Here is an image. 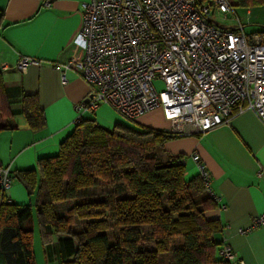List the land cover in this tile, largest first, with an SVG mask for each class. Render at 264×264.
Listing matches in <instances>:
<instances>
[{"label": "trees", "instance_id": "1", "mask_svg": "<svg viewBox=\"0 0 264 264\" xmlns=\"http://www.w3.org/2000/svg\"><path fill=\"white\" fill-rule=\"evenodd\" d=\"M21 114L31 131L45 126L36 96L23 97ZM176 138L137 122L104 129L81 120L56 156L13 176L35 200L42 246L56 239L60 264H229L214 240L220 223L205 217L214 200L200 177L185 180L182 157L164 153ZM101 185L108 189L95 194ZM61 202H71L65 215ZM31 217V205L0 197V264H35L33 232L24 227Z\"/></svg>", "mask_w": 264, "mask_h": 264}, {"label": "built area", "instance_id": "2", "mask_svg": "<svg viewBox=\"0 0 264 264\" xmlns=\"http://www.w3.org/2000/svg\"><path fill=\"white\" fill-rule=\"evenodd\" d=\"M81 8L77 41L84 57L55 66L62 86L76 69L90 87L75 106L74 127L83 112L93 113L99 105L126 122L159 110L170 125L164 131L177 138L204 135L243 110L264 124V35L248 34L228 0H88ZM229 15L234 30L217 23ZM32 63L21 57L16 69L23 72ZM154 81L162 82L163 91H156ZM190 158L204 193L218 202L210 174L197 155ZM13 182L9 167L0 162V197L6 203H11L6 192ZM260 227L264 213L238 233ZM219 256L229 264L236 260L225 244Z\"/></svg>", "mask_w": 264, "mask_h": 264}, {"label": "crops", "instance_id": "3", "mask_svg": "<svg viewBox=\"0 0 264 264\" xmlns=\"http://www.w3.org/2000/svg\"><path fill=\"white\" fill-rule=\"evenodd\" d=\"M87 1L0 0V162L13 176L35 170L40 159L56 156L59 145L74 130L75 106L86 99L90 87L76 69L66 74L68 82L62 86L55 66L78 63L84 57L77 35L82 25L81 7ZM228 1L248 34L264 35L262 0L247 5ZM235 24L230 15L226 24L219 26L234 30ZM21 57L34 61L23 72L16 69ZM24 96L38 98L45 118L40 131H31L21 114ZM82 120H92L104 129L127 125L106 105H99L93 113L83 112ZM137 123L154 130L170 126L159 110L140 117ZM6 124L14 129L4 128ZM164 153L186 158V181L199 178L190 158L194 154L210 174V187L218 202L205 217L220 223L221 232L214 240L235 252L236 260L231 264H264V227L251 228L245 235L238 233L264 213V124L249 110L236 112L227 124L204 135L167 142ZM6 197L16 205L32 206L33 197L29 198L16 180ZM55 242L43 247L47 264H60Z\"/></svg>", "mask_w": 264, "mask_h": 264}, {"label": "rangeland", "instance_id": "4", "mask_svg": "<svg viewBox=\"0 0 264 264\" xmlns=\"http://www.w3.org/2000/svg\"><path fill=\"white\" fill-rule=\"evenodd\" d=\"M226 22L227 21H222L221 19L217 20L218 25H221V24L224 25V24H226ZM154 87H155L156 91H158V92H161L164 89V86H163L162 82H160V81H154ZM107 189H108L107 186L101 185L93 191L95 192V194L98 195V194L103 193ZM56 205L58 207V213L60 215H65L66 211L71 207V202H61V203H58ZM80 226H81V224L78 221H76L74 224V228L78 229ZM24 227L26 230H32L34 233L33 234L34 235V247H33L34 248L33 249L34 250V263L35 264H47L46 259H45L43 246H42V242H41V238H40L41 236H40L39 229H38V226L36 223V211H35V200H34V198L32 200V217L24 224ZM107 233L109 235V238L114 239L113 234L116 233L115 230L110 229L109 231H107ZM149 248L152 249V246H150Z\"/></svg>", "mask_w": 264, "mask_h": 264}]
</instances>
